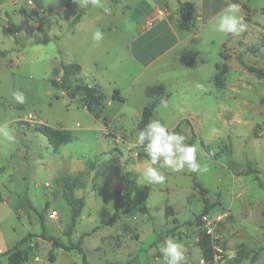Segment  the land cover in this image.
Segmentation results:
<instances>
[{
  "label": "rangeland",
  "instance_id": "374dc122",
  "mask_svg": "<svg viewBox=\"0 0 264 264\" xmlns=\"http://www.w3.org/2000/svg\"><path fill=\"white\" fill-rule=\"evenodd\" d=\"M105 1L99 0L89 15L103 11L100 24L116 25L115 33L106 31L95 42L92 34L96 28L82 34L69 26V19L88 0H49V8L58 16L46 11L41 30L36 21L25 24L22 18L21 46L8 52L4 62H9L0 66V124L7 122L13 137L9 140L0 134V248L9 250L26 237L19 245L28 250L25 264H163L159 245L171 237L183 243L186 264H205L196 244L205 232L211 235L216 251L212 264H264V0H231L240 4L247 25L238 36L213 28L230 0H183L196 7L194 28L185 31L194 34L186 46L189 53L177 51L168 66L156 64L133 85L141 68L129 62L126 50L135 25L141 26L151 17H144L147 0H120L122 17L108 14L110 3ZM169 2L176 7L177 0ZM6 39H0L3 47L9 43ZM11 43L13 46L12 39ZM181 54L187 61L193 59L194 69L180 62ZM61 61L79 64L86 84L97 82L104 97L96 110L98 117L79 98L71 99L50 85L49 80L61 76ZM223 64V84L218 86L213 78ZM160 83L166 87L165 94L149 123L159 120L183 135L186 144L196 145L197 162L207 171L194 173L187 167L173 171L162 167L161 161L151 165L165 177L156 184L144 178L145 169L137 171L129 165L136 153H147L148 141L145 147L137 142L139 114L148 101L145 85ZM114 89L123 101L112 99ZM15 90L25 94V104L12 99ZM28 114L42 125L69 131L73 140L54 151L34 131L38 124L26 120ZM142 159L141 163H147ZM68 160L85 164L84 172L68 175ZM192 176L207 189L209 203L216 204L199 221L196 216L204 203L193 187ZM56 178L77 181L84 200L70 233L64 183ZM127 179L133 188L131 202L119 210L120 218L106 225L114 211V189ZM20 199L29 209L22 207L16 213L14 207ZM166 205L172 208L167 218ZM52 211L57 213L54 219L50 218ZM41 233L65 245L79 243L84 260L76 250L55 249L49 242L47 247L40 242ZM240 249L249 257L235 263L233 258ZM253 255L256 260L250 262ZM0 263L6 264L5 256L0 255Z\"/></svg>",
  "mask_w": 264,
  "mask_h": 264
},
{
  "label": "trees",
  "instance_id": "16d2710c",
  "mask_svg": "<svg viewBox=\"0 0 264 264\" xmlns=\"http://www.w3.org/2000/svg\"><path fill=\"white\" fill-rule=\"evenodd\" d=\"M86 8H81L78 10V13L69 21V26H74L84 14ZM20 14L26 21H36L37 22V30H41L42 24V15L33 13L31 11H27L25 9H20ZM47 13L49 15L57 14L56 11L53 9H48ZM177 14H178V28L184 31H191L194 28L195 24V13H194V5L192 2H182L177 0ZM8 33L13 34L15 32L14 25H8V28L5 29ZM261 44L263 41L261 40ZM264 46V45H262ZM252 51L253 49H249ZM253 52V51H252ZM223 56V55H222ZM224 58V56H223ZM226 59V58H224ZM61 67V76L57 80H49V83L52 87L61 89L65 95L69 98H79L80 103L83 107L87 108L89 111L95 113V116L98 117L100 112H96L97 109L100 108L103 102V95L100 92L98 86L89 85L83 83L80 75H81V66L77 63L73 62H63L60 63ZM225 74V64L221 67H218V72L213 78V82L216 85L223 84V76ZM145 96L148 99L147 104L143 107L139 114V120L137 122V129L139 131L143 130L145 125L149 123V119L152 116V113L156 106L160 103L161 99L165 94V86L163 84L148 86L145 89ZM112 99L117 101H123V99L119 96V92L117 89H114L112 92ZM105 119V118H104ZM34 131L42 134L49 146L54 150L57 151L58 148L62 145L68 144L73 140L72 134L61 128H52L45 125H38L34 127ZM145 144V143H144ZM145 147V145H142ZM138 159H147L149 157L146 154L138 152L136 154ZM94 164L91 165L90 170H92ZM193 180V187L197 190L198 194L201 196L204 206L201 213L196 216V219L199 221L202 217L206 216L208 212L215 207V203H209V201L205 198L207 192L206 188H203L200 183L196 181V178L192 176ZM56 182H63V197L66 203L70 207V221L68 225V232L70 233L74 227L76 226L77 220L81 215V211L84 207V200L82 198H76L74 196V190L78 188V182L75 180L67 181L64 178L56 179ZM132 184L130 180H125L123 188L120 190H116L114 192V211L109 217L106 225L112 223L113 220L118 219L120 217L119 210L122 207L129 206L131 202L132 196ZM48 204H45V209H47ZM169 215H172V208L169 205L165 206L164 209V216L167 218ZM38 217L42 223V214L38 213ZM40 237L49 242L52 248L55 249H62L64 251H71L76 250L80 255L83 257L82 249L79 247V243L77 244H69L65 245L59 242L56 238L51 236H45L41 233ZM26 240V237L22 238L12 249L6 251L5 253L1 254L6 257V264H25L29 260V254L27 249H22L19 245H22ZM197 247L200 251L201 259L205 264H212L214 261V256L216 251L212 244V237L209 233H201L198 241ZM249 257V253L244 249H240L233 258L235 263H241L244 259ZM256 260V255H253L250 258V262ZM85 262V261H84Z\"/></svg>",
  "mask_w": 264,
  "mask_h": 264
},
{
  "label": "crops",
  "instance_id": "0c3cea01",
  "mask_svg": "<svg viewBox=\"0 0 264 264\" xmlns=\"http://www.w3.org/2000/svg\"><path fill=\"white\" fill-rule=\"evenodd\" d=\"M105 2L110 3L108 14L110 15L121 14V17L123 16V12L119 8V6L123 8L121 5L122 2L120 0H108ZM182 2H188V1L182 0ZM193 4H194V11L196 13L195 3ZM49 5H50L49 0H0V33L3 32V34L1 33L3 37H0V39H6V37H4L5 33L9 35V37H7L6 39L7 41H9V43H7L6 46L3 47V45L0 42V66L6 62H9L7 60L4 62L6 58L5 56L7 55L8 52H11L12 50H16L17 47L21 46L22 34L25 29H22L23 17L19 12L20 9H25L27 11H31L33 13L41 14L42 16H44L45 12L48 9H52L49 8ZM94 5L95 4L93 3V0H88L86 5L83 7V8L87 7V10L84 12L80 20L74 25V31L77 33L82 32L83 34L84 32L90 33L93 31L94 28H96V30L99 29L103 33L106 31L110 33H115L117 31L116 25L113 26L111 24L108 25L100 24L102 23V18L105 17V13L103 11L100 10L92 17L91 15H89ZM143 7H144L143 10L148 11V14H146L144 17H147V15H150L151 17L148 18V20L143 25L141 26H139L138 24L135 25L134 36L129 41L126 50L127 52L126 58L129 60V62L131 64L134 63L139 68H141L140 74L135 76L131 81L132 85L136 83V81H138V78L144 71L148 70L149 68H153L156 64L163 62L164 66L165 64L168 66V63H170L171 61L173 62L172 56L176 55L177 51L182 50L183 51L182 54L185 51L186 53H189L190 49L187 48L186 46L189 39L194 37V34L191 32L186 33L184 31L185 35L181 33V29L178 28V24H177V20H178L177 5L176 7L172 8L169 0H147L146 5H144ZM56 9H60V8H56ZM55 16L56 17L58 16V12L57 14H55ZM12 19L14 20L15 23L12 22ZM149 20H151V25H147ZM30 22L34 23V21H27L25 22V24H28ZM10 24L14 25L15 28V32L13 34H10L5 30L6 28H8V25ZM191 34H193V36ZM11 39L13 40V46L11 43ZM4 48L5 50H3ZM186 53L184 54L186 55ZM195 53L197 55L199 54V52H195ZM183 55L180 59V62L181 63L183 62L184 65L188 67V69L189 68L194 69L195 62L193 63V59L187 61L186 58H183ZM94 61H93V66L96 67L97 69L98 67L100 68V66H98L100 65V63L99 64L98 62L94 63ZM96 68L95 70H97ZM83 71L84 70L82 69L81 72ZM189 71H193V70H189ZM94 77L93 76L91 77L92 80L95 79ZM82 82L85 83V81L83 80ZM93 82L94 83L91 85L97 86V82L95 80H93ZM146 86L147 85H145V88ZM119 96L122 98L120 92H119ZM64 154L68 155L67 151H65ZM136 154L134 155L133 162L129 165V167L134 166L135 169L138 171L140 169L146 170L147 167L151 166L149 164V160L147 161V163H141L140 162L141 159H137ZM142 160H147V159L143 158ZM65 163H66L65 165L68 166V175H70L71 177H76L80 172H84L86 168V165L81 163L79 160H68L65 161ZM1 173L2 171L0 170V174ZM70 180H74V179H70ZM123 185L117 186L114 189V192L116 190L122 189ZM86 188H88V186H86ZM76 189L74 190V196L76 198H82L80 196V191ZM22 207L25 209H29L24 207V205L22 204V199H20L17 205L14 207V210L17 213L19 210H22ZM40 242L41 243L46 242L47 247L49 246V243L45 240H41ZM28 244L31 245L30 242ZM6 251H8V249L0 248V255L5 253Z\"/></svg>",
  "mask_w": 264,
  "mask_h": 264
},
{
  "label": "clouds",
  "instance_id": "9594fccd",
  "mask_svg": "<svg viewBox=\"0 0 264 264\" xmlns=\"http://www.w3.org/2000/svg\"><path fill=\"white\" fill-rule=\"evenodd\" d=\"M99 5V0H93ZM107 11V9H106ZM241 6L239 3L230 2L227 7L215 18L213 28L216 32L225 35H240L246 30L247 25L240 15ZM104 33L97 29L92 34V39L99 42L103 39ZM12 99L20 105L25 104L26 96L22 91L12 92ZM0 134L13 139L10 135V128L7 122L0 124ZM148 141L146 145L147 156L150 165L162 164L173 171H181L187 167L190 172L207 171L197 162L198 148L194 144H186L185 137L174 131H170L159 120H152L139 131L137 142L141 145ZM144 178L148 183L160 184L165 181V177L160 174L156 167L149 166L144 172ZM162 253L163 264H186L185 248L183 243L177 242L171 237L165 238L159 245Z\"/></svg>",
  "mask_w": 264,
  "mask_h": 264
},
{
  "label": "built area",
  "instance_id": "2783aa9c",
  "mask_svg": "<svg viewBox=\"0 0 264 264\" xmlns=\"http://www.w3.org/2000/svg\"><path fill=\"white\" fill-rule=\"evenodd\" d=\"M147 25H151V20L148 21ZM26 120L29 121V122H32V123H33V122H34V123H37L38 125H42V124H41V121L37 120V118H36L35 115H33V114H28V115L26 116ZM56 216H57L56 211H52L51 214H50V218L54 219V218H56Z\"/></svg>",
  "mask_w": 264,
  "mask_h": 264
}]
</instances>
